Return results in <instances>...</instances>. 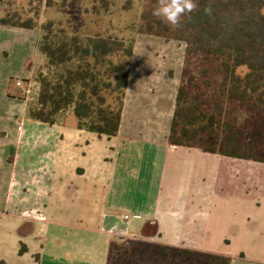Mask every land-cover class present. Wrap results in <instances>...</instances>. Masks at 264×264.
<instances>
[{
  "label": "crops",
  "instance_id": "0c3cea01",
  "mask_svg": "<svg viewBox=\"0 0 264 264\" xmlns=\"http://www.w3.org/2000/svg\"><path fill=\"white\" fill-rule=\"evenodd\" d=\"M37 37L0 24V262L108 264L117 237L146 228L161 245L264 264V166L166 143L179 76L154 73L136 41L115 136L77 128L70 111L62 124L33 121Z\"/></svg>",
  "mask_w": 264,
  "mask_h": 264
},
{
  "label": "trees",
  "instance_id": "16d2710c",
  "mask_svg": "<svg viewBox=\"0 0 264 264\" xmlns=\"http://www.w3.org/2000/svg\"><path fill=\"white\" fill-rule=\"evenodd\" d=\"M67 0H61L64 6ZM43 0H28L27 14L5 10L0 24L36 29L43 67L25 116L62 124L70 111L76 126L98 136L118 133L136 36L152 35L185 45L182 72L166 143L264 163V0H198L197 8L172 28L152 16L146 0L134 35L117 37L40 22ZM55 1L45 0L50 6ZM105 0L93 7H106ZM210 6L211 15L203 9ZM164 254L186 261L194 251L159 245ZM25 251L21 245L19 253ZM214 254L206 264H229ZM0 264H3L0 262Z\"/></svg>",
  "mask_w": 264,
  "mask_h": 264
},
{
  "label": "rangeland",
  "instance_id": "374dc122",
  "mask_svg": "<svg viewBox=\"0 0 264 264\" xmlns=\"http://www.w3.org/2000/svg\"><path fill=\"white\" fill-rule=\"evenodd\" d=\"M34 1L36 5V0ZM53 1L55 2L50 6L45 4V0L41 3L40 22L53 19L65 27H82L88 33L127 38L135 34L146 0H105L107 5L99 12H95L93 7L100 6V0H67L64 6L60 4L61 0ZM27 2L28 0H0V16L8 9L27 14L30 7ZM262 11L264 13V7ZM136 41V55L141 52L149 53L155 58L154 62L158 63L157 67L151 66L154 73L166 75L169 72L180 76L184 60L185 45L183 43L165 42L162 38L146 34H138ZM35 87L36 84L32 82V85L28 86L29 89L27 88L26 93L29 100L36 97L38 90H35ZM68 117L75 120L72 113ZM232 161H235L234 163L252 162L234 158ZM252 163L264 166V163ZM230 167L232 168V165ZM228 173L220 171L221 182L227 183L234 179L230 177L231 173ZM205 174L207 175L206 172ZM206 175L204 178L207 180L210 177ZM220 190L224 197L231 195V187L228 184ZM251 194L254 196L253 192ZM149 236H151V231L145 228L141 236L117 237L111 244L108 264H206L214 255L208 251L197 250L191 259L184 261L174 254L164 255L159 250L161 244L148 239ZM5 256H7V245L0 247V257Z\"/></svg>",
  "mask_w": 264,
  "mask_h": 264
},
{
  "label": "clouds",
  "instance_id": "9594fccd",
  "mask_svg": "<svg viewBox=\"0 0 264 264\" xmlns=\"http://www.w3.org/2000/svg\"><path fill=\"white\" fill-rule=\"evenodd\" d=\"M198 6V0H156L152 16L172 28L180 27L184 17L189 16ZM204 13L211 15L212 9L206 6Z\"/></svg>",
  "mask_w": 264,
  "mask_h": 264
},
{
  "label": "built area",
  "instance_id": "2783aa9c",
  "mask_svg": "<svg viewBox=\"0 0 264 264\" xmlns=\"http://www.w3.org/2000/svg\"><path fill=\"white\" fill-rule=\"evenodd\" d=\"M17 85H20V82H17ZM123 217L125 220L128 219V215H124Z\"/></svg>",
  "mask_w": 264,
  "mask_h": 264
}]
</instances>
